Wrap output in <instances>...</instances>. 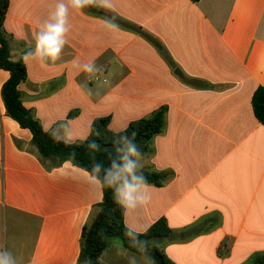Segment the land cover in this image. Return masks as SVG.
Wrapping results in <instances>:
<instances>
[{
  "label": "crops",
  "instance_id": "0c3cea01",
  "mask_svg": "<svg viewBox=\"0 0 264 264\" xmlns=\"http://www.w3.org/2000/svg\"><path fill=\"white\" fill-rule=\"evenodd\" d=\"M8 2L3 28L27 74L21 102L45 131L82 143L98 118L117 133L166 107L140 160L164 182L149 184L147 204L124 208L125 226L142 233L163 219L172 237L158 247L173 264L264 261V125L251 105L264 86V0H113L112 10L70 12L55 63L23 56L56 0ZM109 17L118 30L104 26ZM90 61L103 71L74 63ZM8 77L0 69V251L16 264H76L101 186L68 162L40 164L30 132L6 115ZM99 260L153 264L117 240Z\"/></svg>",
  "mask_w": 264,
  "mask_h": 264
},
{
  "label": "trees",
  "instance_id": "16d2710c",
  "mask_svg": "<svg viewBox=\"0 0 264 264\" xmlns=\"http://www.w3.org/2000/svg\"><path fill=\"white\" fill-rule=\"evenodd\" d=\"M8 5V0H0V69L9 74L2 85L1 98L6 115L20 128L30 132L31 145L40 164L46 170H51L68 162L91 175L92 165L97 161L107 166L110 158L116 157L117 162L122 163L118 158L114 141L122 135L131 136L133 132L136 133L135 142L142 155L149 153L151 139L163 129L166 107L159 108L147 118L131 122L126 129L117 133L108 129L109 117L98 118L92 123L90 134L82 143H66L60 140L55 132H48L42 128L31 111L21 102L18 86L26 80L27 74L24 63L12 59L10 38L3 28ZM90 8L95 10L94 7ZM121 24L139 31L134 26ZM146 37L151 40L149 36ZM251 105L254 116L264 125V86L255 89L251 97ZM93 141L100 145L99 151L88 147ZM140 171L147 177L148 184L155 186L163 184L165 179L163 174L143 168ZM101 189L102 200L96 205V214L82 227L76 264H104L99 260L100 255L113 240L119 241L128 252L148 258L153 264H173L158 247L160 242L172 237L166 222L160 219L145 232H135L139 240L145 242L143 245L138 244L132 237L126 235L129 229L124 224V208L115 202L113 189L106 186ZM254 264H264V261Z\"/></svg>",
  "mask_w": 264,
  "mask_h": 264
},
{
  "label": "clouds",
  "instance_id": "9594fccd",
  "mask_svg": "<svg viewBox=\"0 0 264 264\" xmlns=\"http://www.w3.org/2000/svg\"><path fill=\"white\" fill-rule=\"evenodd\" d=\"M92 6L112 10L114 3L113 0H56L54 9L49 12L47 19L42 22L34 35V49L25 52L23 59L28 61L31 58L42 63L48 61L55 63L59 60L70 30V12L82 13L84 9ZM103 24L109 30L119 29V25L111 17L105 18ZM74 63L77 68L89 74L103 71L95 61L83 65L78 62ZM135 136L136 133L133 132L131 136L122 135L117 141H114L116 152L119 154L118 158L122 163H118L117 158L112 157L107 166L97 161L91 169L92 180L101 188L105 186L112 188L115 202L125 209H133L138 205L147 204L151 200L147 177L140 171L143 168V164L140 163L142 153L135 142ZM88 147L94 151L100 150V145L95 141L90 142ZM138 170L139 174H137ZM126 235L132 237L138 244L145 243L140 241L131 229ZM0 264H16V262L10 253L0 251ZM132 264H135L134 260Z\"/></svg>",
  "mask_w": 264,
  "mask_h": 264
},
{
  "label": "water",
  "instance_id": "95a60500",
  "mask_svg": "<svg viewBox=\"0 0 264 264\" xmlns=\"http://www.w3.org/2000/svg\"><path fill=\"white\" fill-rule=\"evenodd\" d=\"M176 74V73H175Z\"/></svg>",
  "mask_w": 264,
  "mask_h": 264
}]
</instances>
